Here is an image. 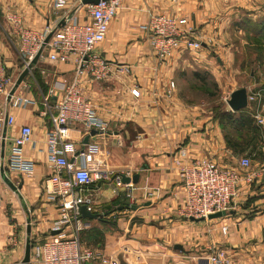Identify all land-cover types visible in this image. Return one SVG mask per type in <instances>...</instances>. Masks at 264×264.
Returning a JSON list of instances; mask_svg holds the SVG:
<instances>
[{
	"label": "crops",
	"instance_id": "0c3cea01",
	"mask_svg": "<svg viewBox=\"0 0 264 264\" xmlns=\"http://www.w3.org/2000/svg\"><path fill=\"white\" fill-rule=\"evenodd\" d=\"M53 1L0 0V51L15 80L23 71L17 38L7 16L18 14L27 27L42 30L49 24L54 26L62 17L63 12L54 7ZM208 1L185 0L181 7H176L166 0H123L105 42L96 48L109 70L104 81L79 73L73 61L53 63L47 54L38 61L17 90L30 101L23 108L10 109L16 122L4 134L3 166H0V264H20L23 260L29 218L30 264H38L34 256L36 246L57 236L67 239L75 234L73 226L53 234L56 231L52 226L60 218V209L50 201L44 187L45 179L52 173L46 159L51 121L44 115L42 95L52 90L56 100L64 83L76 78L99 117L110 125L107 134L90 138L89 144L101 148L92 169L130 172L131 177L139 175V181L132 183L129 190L117 187L114 181L85 189L84 195L91 200V212L102 215V220H82L83 229L79 232L82 247L117 258L120 264H199L216 248L227 251L230 264H264V212L246 217V211L238 209L239 200L233 215L209 222H192L178 214L184 189L177 160L209 158L220 166L230 167L229 161L234 159L235 147H230L225 138L227 128L213 110L190 100L181 82L196 67L213 75L216 71L211 58L214 47L208 43L219 42L221 26L207 17ZM169 12L188 19L187 28L194 31L193 38L203 44L204 51L180 48L165 61L157 58L149 45L147 25L152 15ZM78 14L86 18L84 8ZM172 82L175 88H171ZM135 88L141 92L139 98L131 93ZM23 125L34 129V144L24 149L25 158L35 163L32 178L8 168L10 142ZM88 134L83 127L76 126L72 139L80 146ZM179 150H184L186 156L181 157ZM3 168L15 185H23L18 192L14 193L5 183ZM250 190L243 187L241 193L250 194ZM127 193L132 195L131 199L126 198ZM129 205L140 208L118 211L119 207ZM222 226L229 227L228 234L221 233Z\"/></svg>",
	"mask_w": 264,
	"mask_h": 264
},
{
	"label": "built area",
	"instance_id": "2783aa9c",
	"mask_svg": "<svg viewBox=\"0 0 264 264\" xmlns=\"http://www.w3.org/2000/svg\"><path fill=\"white\" fill-rule=\"evenodd\" d=\"M83 1L54 0V7L63 12L62 17L54 26L49 24L42 30L27 27L23 17L18 14L7 16L12 33L17 38L16 49L22 70L31 67L46 38L52 34L41 58L47 54L53 63L73 61L79 73L85 72L96 81L108 78V66L99 57L96 48L105 42L123 0H99L97 5H84ZM166 1L181 7L185 0ZM82 8L86 10L85 19L78 14ZM62 21H66V24L58 28ZM187 26L188 19L183 15L169 12L150 17L147 25L149 45L157 58L165 61L180 48L185 51H199L203 48V44L193 38L194 31ZM8 70L0 51V166H3L5 130L13 127L16 122V116L10 109L23 108L30 101L17 91L8 100L16 82ZM171 88H175L173 82ZM131 93L135 98L141 96L137 88L132 89ZM53 96L52 90L42 95L44 115L51 121L46 141V159L52 173L45 179L44 187L50 201L57 203L60 209V218L53 223L52 229L63 233L73 226L75 234L67 239L57 236L50 242L36 246L34 256L38 264H120L117 258L105 256L96 249L82 247L79 239V232L83 229L81 207L86 205L92 211L91 200L84 195L88 186L114 181L117 187L124 186L129 190L133 184H124L123 176L131 177V173L92 169L100 146H77L73 141L72 130L76 126L83 127L87 133L95 130L107 134L110 131L109 123L99 117L96 107L85 96L77 78L64 83L61 95L56 100H53ZM247 102L245 111L258 128L264 129V88L247 90ZM33 138V127L21 126L10 142L9 171L26 178L34 176L35 163L27 160L24 155L25 147L34 144ZM179 153L181 157L186 156L184 150H179ZM176 164L184 189V200L178 208V214L186 220L194 218L209 222L208 217L212 214L234 210L242 188H249L253 181L252 175L248 173L252 165L250 156L240 158L237 164L239 169L233 165L220 166L209 158H196L187 162L177 160ZM126 198L131 199L132 195L127 193ZM228 232V226L221 227L222 234ZM199 264H230V260L226 250L216 248L210 250Z\"/></svg>",
	"mask_w": 264,
	"mask_h": 264
},
{
	"label": "rangeland",
	"instance_id": "374dc122",
	"mask_svg": "<svg viewBox=\"0 0 264 264\" xmlns=\"http://www.w3.org/2000/svg\"><path fill=\"white\" fill-rule=\"evenodd\" d=\"M208 2L207 17L221 26V31L217 33L219 42L214 46L208 43L214 47L211 58L216 71L214 75L210 73V76H206L204 85L193 77V72L181 82L190 100L202 102L205 108L213 110L215 116L222 112L228 115L234 113L227 103L234 91L264 88V0ZM204 50L201 48L199 51ZM195 70L204 72L198 67ZM42 91L46 94V90ZM225 127L236 144L232 154L234 159L231 158L229 166L239 169L237 164L241 157L250 156L252 159L248 170L253 178L248 188L251 193H240L238 209L246 211V217L264 212V189L261 190L264 188V129L257 128L253 122L248 128H239L228 121Z\"/></svg>",
	"mask_w": 264,
	"mask_h": 264
},
{
	"label": "water",
	"instance_id": "95a60500",
	"mask_svg": "<svg viewBox=\"0 0 264 264\" xmlns=\"http://www.w3.org/2000/svg\"><path fill=\"white\" fill-rule=\"evenodd\" d=\"M84 5H97L99 4V0H84L83 1ZM66 24V21H62L58 28L63 27ZM52 34H50L46 40L45 43L43 45V48L39 51V53L37 54V56L34 58V60L32 61V65L31 67L23 70V72L20 74V76L18 77V79L16 80L14 87L12 88L10 95L8 97V100L11 99V97L16 93V91L19 89V87L22 85V83L24 82V80L27 78V76L30 74V71L32 69L33 66H36L38 64V61L41 59L42 53H43V49L44 47H46L47 43L49 42V40L51 39ZM230 109L234 112H240L243 111L247 108L248 102H247V89L242 88V89H238L236 91H234L231 95H230V99L227 101ZM100 134L99 132L92 130L84 139L83 144L84 145H88L90 138L93 136H96ZM2 176L3 179L5 180V183L15 192H18L21 188H22V184L20 185H15L11 179L6 175V172L4 170V168L2 169ZM139 181V175H135L133 177H128V176H123V183L124 184H130V183H137ZM140 207L137 205H129V206H123V207H119L118 211H123V210H132V211H137ZM235 212L234 211H230V212H226V211H222V212H218L216 214H212L208 217V220H216V219H221V218H226L230 215H233ZM108 214H105V216H107ZM81 217L83 219H91V220H102V215L100 214H95L92 213L91 211L88 210V206L84 205L81 207ZM192 222H202V220H198V219H194L191 218L190 219ZM31 233H32V226H31V219H28L27 222V235H28V239L26 242V249H25V255L23 260L21 261L20 264H30L31 262V251H32V244H31ZM61 231H56L53 234L57 235L60 234ZM177 248L179 249H183L181 246H177Z\"/></svg>",
	"mask_w": 264,
	"mask_h": 264
},
{
	"label": "trees",
	"instance_id": "16d2710c",
	"mask_svg": "<svg viewBox=\"0 0 264 264\" xmlns=\"http://www.w3.org/2000/svg\"><path fill=\"white\" fill-rule=\"evenodd\" d=\"M193 77L197 80L200 81L203 85L206 82V76H210V73L207 71L201 72L200 70H196L193 72ZM245 111V110H244ZM244 111H240L237 113H230L227 115V112H222V113H217L215 116L220 120V123L225 127L226 123L229 121L233 123L235 126H238L239 128H248L250 126L251 122H254L253 118L249 114H245ZM236 115H238L237 118ZM256 125V124H255ZM257 127V126H256ZM258 128V127H257ZM226 141L230 147H234L236 144L234 143V140L228 135V133L225 136Z\"/></svg>",
	"mask_w": 264,
	"mask_h": 264
}]
</instances>
